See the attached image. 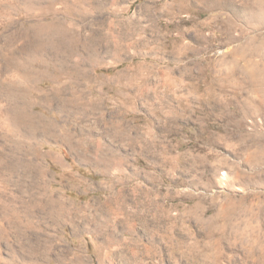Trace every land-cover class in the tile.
Wrapping results in <instances>:
<instances>
[{
    "label": "rangeland",
    "instance_id": "374dc122",
    "mask_svg": "<svg viewBox=\"0 0 264 264\" xmlns=\"http://www.w3.org/2000/svg\"><path fill=\"white\" fill-rule=\"evenodd\" d=\"M53 21L39 81L0 54V264H264V0H0V51Z\"/></svg>",
    "mask_w": 264,
    "mask_h": 264
},
{
    "label": "bare ground",
    "instance_id": "6f19581e",
    "mask_svg": "<svg viewBox=\"0 0 264 264\" xmlns=\"http://www.w3.org/2000/svg\"><path fill=\"white\" fill-rule=\"evenodd\" d=\"M48 10L51 11L53 14L57 15V14H59L61 12L62 9L59 8V10H58L56 8L50 7ZM48 10H44V11L42 10V12L40 14L44 15L45 13L48 12ZM68 28L69 27L66 24V22H63V21H53V22H49V23H47V22L46 23H40V24H36V25L28 27L26 29V31L22 33V35L20 34V38L23 39V42H22L23 45H21L23 51H16L18 48H17V46H15L16 45L15 44V40H16V38L18 39V37H17L18 35L16 34L17 36H15V35L8 36V40H7L8 41L7 45L9 46L8 51H0V54L3 56V67H5V69H7L8 71L15 72L17 74L21 73L20 75H22V77L26 81L27 80H31L32 78L34 80H35V78L37 79V77H39L40 75H38L37 77L35 76V78H34L33 74H31L32 72L30 71V69H32V68H30L29 65H31L35 61H38L37 60V55L40 54V53H43L45 50L44 51H40V50L45 49V47L50 46V47H53V48H57V47H60V45H65V44L67 45V44H71V42H74V40L77 37V35H75ZM52 52L56 56H61V61H63V62H65L68 57H71V55L74 54V51H52ZM24 56H26V57H24ZM0 67L2 68V65ZM11 80H13V79H11ZM37 80L39 81V79H37ZM24 91H29V89H26ZM9 94L13 98L16 96V93H14V88L11 85H10V88H9ZM13 105L14 106L10 108L12 110H9L10 111L9 119H11L10 122H12L15 125H17L21 121H23V122H25V123H27L29 125V124L33 123V119L34 118H40V119L42 118L39 114L36 115L34 113V111L29 108V104H27V103H26V105L24 107H22V108H24L26 110H21L22 109L21 105H17V102H14ZM25 117H29V118L25 119ZM46 122H48V121H46ZM16 160L17 159H15V158L12 161L2 160L1 157H0V174L5 175V174H7L9 172H15L14 171L15 168L18 166V165H16V164H18V162ZM41 201H44V205H43L44 207L52 205V200L50 201V200H46L45 199V200H41ZM39 203H37L36 205H39ZM43 206H42V208H43ZM4 217L9 222L13 223L16 226L17 231H20L21 234L24 232L22 230V228L29 227V225L31 223L30 222L31 220H29L28 218H27V221L24 220L26 218L22 219L20 213L17 210L15 212L14 211H11V212L5 211L4 212ZM6 234H7L6 230H4L3 227H0V238H2L3 236L6 237Z\"/></svg>",
    "mask_w": 264,
    "mask_h": 264
}]
</instances>
